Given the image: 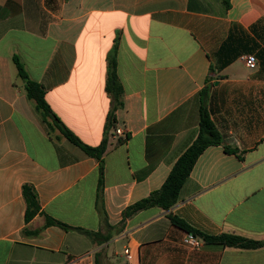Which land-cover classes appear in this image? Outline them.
<instances>
[{"label":"crops","instance_id":"crops-1","mask_svg":"<svg viewBox=\"0 0 264 264\" xmlns=\"http://www.w3.org/2000/svg\"><path fill=\"white\" fill-rule=\"evenodd\" d=\"M115 42L122 106L107 130ZM14 57L83 144L107 138L101 187L98 162L27 99ZM203 102L219 144L198 156L168 211L121 225L193 144ZM24 186L38 204L28 221ZM168 215L197 233L198 248ZM0 264H264V0H0Z\"/></svg>","mask_w":264,"mask_h":264},{"label":"trees","instance_id":"trees-1","mask_svg":"<svg viewBox=\"0 0 264 264\" xmlns=\"http://www.w3.org/2000/svg\"><path fill=\"white\" fill-rule=\"evenodd\" d=\"M223 3L226 7H229V0H223ZM116 50L117 44L115 42L113 46L112 52L109 54L107 58V79H106V91L111 96L113 100L112 108L109 113V120L107 124V130L109 128L114 127V117L113 112L122 106L121 97H122V87L119 83L117 74H116ZM13 62L16 66L18 77L21 79L26 97L29 101L34 104V107L37 113L40 115L43 122L49 128L56 127L59 129L62 136L68 140L71 144L80 148L87 156L95 159L99 164V187L103 184V161L102 157L107 148V138L105 137L102 143L98 147H89L83 144L71 131L65 128L59 120L55 117V115L51 112L50 108L46 104L44 100V89L43 87L32 81L27 73L25 72L23 66L19 62L17 57L13 58ZM202 94V93H201ZM220 141V136L213 126L207 111L204 107V102L200 107L199 112V133L197 138L193 142V144L179 157L174 167L172 168L170 174L167 179L161 186V188L153 193H151L145 199H142L133 205L127 207L122 213L121 225L124 224L126 219L131 218L136 213L147 210L150 208H159L164 211H168L172 206H174L178 200L179 191L187 180L190 171L198 158V156L202 153V151L210 145H218ZM226 152L238 155V152L235 150L226 149ZM23 196L27 206V213L25 216V220H30L38 211V204L36 200L35 192L31 187L24 186L23 187ZM168 219L170 222L196 236V232L190 229L183 221L180 219L168 215ZM46 225H56L65 230L72 229L67 227L49 217L46 218ZM85 233L89 238L93 237V234L90 232L81 231ZM199 236L209 244H220L226 247H235L242 249H251L257 248L261 246L260 243L249 242L245 239L236 236H227L223 235L220 237H211L206 235ZM108 238H104L102 241H107ZM101 242V240H100ZM99 242V244H100Z\"/></svg>","mask_w":264,"mask_h":264},{"label":"built area","instance_id":"built-area-1","mask_svg":"<svg viewBox=\"0 0 264 264\" xmlns=\"http://www.w3.org/2000/svg\"><path fill=\"white\" fill-rule=\"evenodd\" d=\"M241 60L246 64V66L249 69H254L256 66V60L254 58V56L252 55H248V56H243L241 57ZM115 133L117 135H120L122 137H124V131L123 129H116ZM184 243L192 248H198L200 246V242L197 240V238L195 236H193L192 234H189L186 239L184 240ZM124 254L129 258V253L127 250H124Z\"/></svg>","mask_w":264,"mask_h":264},{"label":"rangeland","instance_id":"rangeland-1","mask_svg":"<svg viewBox=\"0 0 264 264\" xmlns=\"http://www.w3.org/2000/svg\"><path fill=\"white\" fill-rule=\"evenodd\" d=\"M18 80H19L18 82L22 83L21 79H18Z\"/></svg>","mask_w":264,"mask_h":264}]
</instances>
